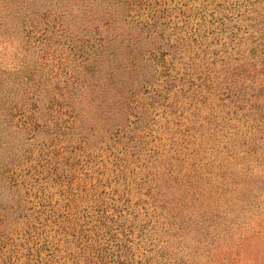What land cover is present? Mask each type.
Returning <instances> with one entry per match:
<instances>
[{"label": "trees", "instance_id": "trees-1", "mask_svg": "<svg viewBox=\"0 0 264 264\" xmlns=\"http://www.w3.org/2000/svg\"><path fill=\"white\" fill-rule=\"evenodd\" d=\"M258 1L233 0L196 20L181 12L179 22L180 12L163 0H0V45L25 30L32 34L24 41L33 38L39 47L35 60L65 55L72 70L61 76L50 68L35 87L49 91L51 107L67 105L82 129L79 143L102 131L108 136L97 159L80 160L85 178L100 173L105 180L84 189L90 201L78 205L74 226L63 217L53 222L72 232L67 258L53 250L43 255L45 243L35 241L23 264H160L161 251L178 236L236 217L229 201H258L264 189ZM154 116L164 117L166 142L148 139Z\"/></svg>", "mask_w": 264, "mask_h": 264}, {"label": "rangeland", "instance_id": "rangeland-1", "mask_svg": "<svg viewBox=\"0 0 264 264\" xmlns=\"http://www.w3.org/2000/svg\"><path fill=\"white\" fill-rule=\"evenodd\" d=\"M163 1L173 13L180 12L176 14L180 22L181 12L196 20L201 13L217 5L228 6L233 0ZM257 9L263 19L264 0L257 2ZM19 33L10 43L0 45V259L6 258L7 264H23L35 241L45 243L43 255L53 250L56 257L67 258L66 238L72 232H60L53 222L63 217L68 226H74L78 205L90 201V192L84 189L99 177L105 180L100 173L85 178L80 160L89 154L97 159L102 137L108 138L102 131L79 143L82 129L73 122L67 105L51 107L49 91L35 87L39 77L49 78L50 68L63 76L72 66L60 54L59 60H35L34 49L39 47L33 38L29 43L22 38L32 33ZM53 91L57 93L55 88ZM155 119L157 122L151 123L155 138L148 139L153 144L166 142L170 132L160 126L164 117ZM183 121V125L190 124L185 118ZM257 193L258 201L226 204L238 207L236 217L221 216L202 233L192 229L189 235L178 236L172 249L161 251L159 263L264 264V189ZM218 207L222 212L225 204ZM196 223L193 221V226Z\"/></svg>", "mask_w": 264, "mask_h": 264}]
</instances>
